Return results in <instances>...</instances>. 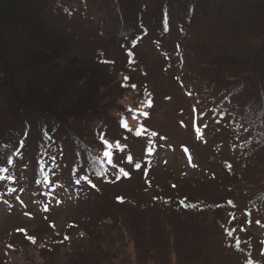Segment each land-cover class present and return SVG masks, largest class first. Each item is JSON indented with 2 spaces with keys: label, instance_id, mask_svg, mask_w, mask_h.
Wrapping results in <instances>:
<instances>
[{
  "label": "trees",
  "instance_id": "1",
  "mask_svg": "<svg viewBox=\"0 0 264 264\" xmlns=\"http://www.w3.org/2000/svg\"><path fill=\"white\" fill-rule=\"evenodd\" d=\"M106 3L104 17L99 16L102 13L88 15L94 24L89 28L99 29V35L107 34L108 21L112 20L120 56L107 59L102 55L98 64L84 67L82 60L70 59V43L47 27L45 20L50 25V16H85V9L75 7L69 0H0V169H8L0 172L4 177L0 180V195L12 202V196L23 199L27 193H38V199L42 200L59 193V200L63 202L57 210L64 205L74 215L77 203L83 198L105 194L102 189L106 186L132 180L138 171L133 170L134 164L126 163V158L133 157L130 149L140 129L134 130L131 124L139 122V116L145 111L153 110L161 97L153 83L141 82V75L148 74L146 70L151 73L162 70L151 61L143 65L140 49L149 45L170 70L184 69L188 58L197 56L203 69L198 87L188 90L180 79L176 81L192 102L200 128L225 134L222 145L226 149L230 147L233 156L227 162L226 178H240L245 182L240 184V191L251 196V203L264 206V39L258 27L264 0H107ZM41 11L46 12L45 18ZM241 15H253L255 22ZM173 22L178 23V32ZM173 35L178 36V41H171ZM164 44L166 50H163ZM237 44L240 49H236ZM108 68L111 73L106 71ZM125 76L130 79L125 80ZM254 77L257 84L248 91L246 83ZM133 83L137 86L135 90L129 87ZM149 94L153 101L151 108L141 104ZM133 113L136 119L132 118ZM221 116L223 120L217 123ZM122 121L127 123L130 132L122 127ZM99 133H106L104 139L110 147L101 142ZM157 150L155 144L150 157L133 158L134 163L143 165L140 172L146 173L155 164L153 156ZM105 151L113 153L110 157L113 164L129 171L131 178L116 174V169L107 162L109 158L103 156ZM239 170L242 174H238ZM172 177L158 185L148 176L142 185V195L148 199L162 195V205L166 203V208L188 211L193 218L213 209L216 214L227 215L221 224L224 232L235 231L231 225L234 208L227 202L202 205L188 202L186 197L179 200L166 197V185L173 187L180 179L175 174ZM78 178L79 185L75 183ZM232 185L230 189L234 190ZM107 194L103 201L109 200L110 211L97 223L103 227L119 224L123 231H129V224L119 221L123 215L119 207L131 199L110 193L112 199ZM117 197H122L123 203ZM144 199L135 202L136 219L140 216L139 210L146 207ZM50 225L47 227L50 231L39 238L40 250L46 247L52 252L60 245L66 246L71 240V231L81 239H89L94 234L82 218L70 221L69 231L60 236L52 233ZM107 231L103 228L95 233L103 236ZM23 233L35 238L37 249V238L25 229ZM65 236L70 239L61 243ZM172 236L171 232L167 235V250L171 248ZM229 239L225 238L224 242ZM225 246L230 252L233 245ZM10 248L17 252L23 249ZM222 255H228L227 264H231L229 253ZM149 257L153 262L157 259L155 245ZM89 261L92 260L89 258ZM250 261L260 264L246 249L243 264Z\"/></svg>",
  "mask_w": 264,
  "mask_h": 264
},
{
  "label": "rangeland",
  "instance_id": "2",
  "mask_svg": "<svg viewBox=\"0 0 264 264\" xmlns=\"http://www.w3.org/2000/svg\"><path fill=\"white\" fill-rule=\"evenodd\" d=\"M69 1H72L75 7L85 9L87 14L69 17L50 16V25L46 20L45 23L54 33L70 43L71 47L69 46L68 50L70 59L82 60L84 67H89L98 64V59L102 55H106L107 59L119 57V45L115 40L114 33L116 31L113 30L112 20L108 21L109 31L107 34L99 35V29L89 28L94 24L88 15L102 13L99 16L104 17L107 0ZM36 5L38 4L36 3ZM41 12L45 18L46 12ZM241 16L250 18L252 23L255 22L253 15ZM259 18L262 19L258 23L262 33L260 37L264 39V11ZM173 27L178 32L177 22H173ZM178 39L177 35H173L171 41H178ZM240 48L237 44L236 49ZM164 49H167L165 44ZM140 51L141 58L145 62L144 66L151 61L159 65V68L162 67V70H158L156 73L146 70L148 74L141 75V82L153 83L161 93V97L156 100V105L153 110L148 112L147 118L141 114L142 116H139L140 123L131 124L134 130L140 129L139 127L143 125L149 132L135 139L130 151L133 158L142 160L143 157H150L153 154L149 155L148 150H151L152 146L156 144L158 150L153 156L156 162L146 173L135 172L132 180L102 189L105 194L109 193L107 195L112 199L113 196L110 193L122 195L124 199H131L130 202L119 207V212L123 214L119 221L123 220L124 223L129 224V231H123L119 224L113 225L108 222L107 224L110 225L103 227L97 223L104 220L110 211L109 200L103 201L105 194L96 193L90 199L89 196L83 198V201L77 203L74 215L68 213L70 209L64 205L61 206V210H57L59 193L47 200L38 199V193L35 195L27 193L23 199L21 196H12L10 199V201L13 200L12 202L5 201L0 195V264H85L84 262L86 264H103V262L106 264L122 262L125 264H203L205 261L207 262L204 264H211L208 261L213 264H227L229 257L222 253H229L231 264L233 262L243 264L244 258L246 259V249L256 261L264 264V255L261 254L264 253V243H262L264 242V206L251 203V196L240 191V184L245 183L240 178L235 180L226 178L227 162L232 160L233 156L231 148L226 149L222 145L226 141L225 134L215 133L213 130L204 131L199 126L200 135H197L193 127L194 119L197 120L193 113V104L179 87V84L182 83L184 88L190 90L200 84L199 78L202 77L200 74L203 69L197 56L188 58L184 69L180 67L176 71V69H167L162 63L160 54L149 45ZM106 71L112 72L110 68ZM206 74L208 73L206 72ZM177 78L180 79L179 84L176 81ZM246 84L248 91L252 90L257 84V78L254 77ZM181 121L186 127L181 126ZM197 124L199 125V123ZM153 131L158 133L156 137L151 136ZM161 137H166V139H161ZM185 147L191 154L195 167L189 166L188 156L183 151ZM239 173L242 174L241 170L238 171ZM173 174L180 179L178 182L174 181V184L177 182L176 187L166 185V197L178 200L186 197L188 202L202 203V205L235 202V206H229L234 208L231 216V225L235 229L233 237L224 242L225 238L229 236L226 234L227 231L224 232L221 224L225 223L223 220L227 215L221 216L220 213L216 214L212 209L209 212H204L205 214L200 217L194 216L193 218L188 211L182 209L178 211L177 207L175 210L166 208V203L162 205V195L155 198L149 197L152 200L148 199L146 195H142V185L148 176L150 181L160 185L169 179L172 180ZM232 183L234 184L232 185ZM231 185L235 187L234 190L230 189ZM144 197L142 202L146 207L143 208L144 210H139L141 213L136 219L134 213L137 215L138 211L135 210L137 209L135 202ZM45 205L49 209L47 212L44 211ZM166 206L168 207V205ZM25 213L31 215H25ZM80 218L90 226L89 231L94 233L89 239L86 237L81 239L77 233L71 231L72 237L66 246L59 244V248L52 252H49L50 248L44 247L42 250L38 248L41 245L39 238L50 231L47 228L48 224L55 225L52 227V233L55 236H60L69 231L68 223L70 221L80 220ZM20 228L37 238L38 250L35 249V243L33 244L27 238L28 235L17 231ZM42 228L46 229L41 230ZM103 228L108 230L103 236L95 233ZM241 228L245 230L241 231ZM169 232L173 236L172 242H170L171 248L167 250ZM237 239L240 241L239 250L236 248ZM30 243L33 245H28ZM225 243L233 245L229 248L230 252L226 249ZM8 245H11L13 249L17 246L18 249H23L17 252ZM153 245H155L157 255L154 262L149 257ZM9 248L10 250H8ZM88 257L92 261H89Z\"/></svg>",
  "mask_w": 264,
  "mask_h": 264
},
{
  "label": "snow or ice",
  "instance_id": "3",
  "mask_svg": "<svg viewBox=\"0 0 264 264\" xmlns=\"http://www.w3.org/2000/svg\"><path fill=\"white\" fill-rule=\"evenodd\" d=\"M124 79H125V80H129L130 77H129V76H125ZM129 87H131V89L135 90L137 86L133 83V84L129 85ZM188 94L191 95L190 92H189ZM141 104H142V105H145L147 108H151V107H152V105H153V101H152V98H151L150 94H149V96H148L147 98H145L144 100L141 101ZM128 111H129L130 113L132 112L131 109H128ZM193 111L195 112L196 110L194 109ZM143 115H144L145 118H147V117H148V112L145 111V112L143 113ZM132 118H133V119H136V114H135V113H133ZM221 120H223V116H221V117L217 120V123H219ZM121 125H122V127L125 128L126 131H129V132L131 131V129L128 127V125H127L126 122H123V121H122V122H121ZM181 126L186 127V125L184 124L183 121H181ZM193 127H194V130L196 131L197 135L199 136V135H200V129H199V125L196 123V120H195V119H194V121H193ZM204 127L206 128L207 125H204ZM147 131H148V130H147L143 125H141L140 130L137 131V132L135 133V135H136L137 137H140L142 134L146 133ZM99 135L101 136V142H102L103 144H105V145H107V146L110 147L111 145L109 144V142H108L106 139H104V136H106V133H99ZM157 135H158V133H156V132H154V131L151 132V136H152V137H156ZM161 139H166V137H161ZM183 151H184V153L188 156V164H189V166H191V167H195L196 165H194V164L192 163V157H191V154L188 152V149L185 147V148H183ZM148 154H149V155L152 154L151 150H148ZM103 156H104L105 158H109V159L107 160V162H108L110 165H112L113 168L116 169V174L120 175L122 178H131V175H130V172H129V171H126L124 168H118L115 164H113L112 159H110V157L113 156V153H112V152L105 151V152L103 153ZM9 163H12V161H9ZM126 163H127L128 165H133V164H134V168H133V170H135V171H140V170L142 169V167H143V165H142L141 163H139V162H135V163H134V161H133V157H132V156H128V157L126 158ZM6 171H8L7 168L0 169V172H6ZM3 179H4V177L0 176V180H3ZM8 179H11V180L14 181L15 178L9 176ZM75 183H76L77 185H79V184H80V178H78V179L75 181ZM91 187L94 188L95 185L92 184ZM173 187H175V185H173ZM12 191L15 192L16 189L13 188ZM49 195H51V193H49ZM54 199H55V197H54ZM117 200H118V202L123 203V198H122V197H117ZM21 203H23V202L21 201ZM59 203H62V201H57V204H59ZM228 203H229L230 206H234V205H232V202H231V201H229ZM193 207H195V206H193ZM48 210H49V209H48V206L45 205L44 211L47 212ZM25 215H29V216H30L31 214H30V213H25ZM233 219H234V217H233ZM249 223H250V222H249ZM257 223H259V221H257ZM50 226H51V227H55V225H50ZM244 230H245V229L241 228V231H244ZM17 231H18V232H24V229H23V228H20V229H17ZM233 231H234V230H232V231H227V233H226L227 236H229L230 238L233 237ZM27 238H28L33 244L36 242L34 237L29 236V237H27ZM68 239H70V237L65 236V237L63 238V240L61 241V243H63L64 240H68ZM262 243H264V242H262ZM8 247H12V246H11V245H8ZM236 248H237V250L240 249V241H239L238 239H237V241H236ZM261 254L264 255V253H261ZM249 264H251V261L249 262Z\"/></svg>",
  "mask_w": 264,
  "mask_h": 264
}]
</instances>
